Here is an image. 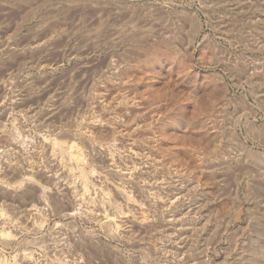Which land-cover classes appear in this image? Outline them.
Segmentation results:
<instances>
[{
	"label": "rangeland",
	"instance_id": "374dc122",
	"mask_svg": "<svg viewBox=\"0 0 264 264\" xmlns=\"http://www.w3.org/2000/svg\"><path fill=\"white\" fill-rule=\"evenodd\" d=\"M0 264H264V0H0Z\"/></svg>",
	"mask_w": 264,
	"mask_h": 264
},
{
	"label": "bare ground",
	"instance_id": "6f19581e",
	"mask_svg": "<svg viewBox=\"0 0 264 264\" xmlns=\"http://www.w3.org/2000/svg\"><path fill=\"white\" fill-rule=\"evenodd\" d=\"M56 144L59 146V148H56L55 147L57 150L60 149V152L62 154L65 153V152H67L68 153V156H69V159L71 161L75 162L74 164L77 163V165H76L78 167V170L77 171L79 173V176L82 178V180L84 182V192H83L82 197H81V199L82 198L84 199L87 195H90L89 183H90L91 177L93 176V173H92L93 171H90V170L86 169L87 167L85 166L84 156L80 152L79 148L77 147V145L75 143H71L67 147L60 146L58 141H55V144L54 145L56 146ZM54 155H55V157H58V153L56 152V150L54 152ZM62 156L64 157V155H62ZM61 161H62V159H61ZM71 171H72V169H71ZM74 174H76V172ZM29 177H28V179H29ZM124 191L125 190L118 189V193L119 194L127 196ZM133 203H132V205H133ZM118 214H119V212H118ZM102 219L105 220L107 222V224H110V225L111 224H114V223H117V221H118L115 214H109V213L103 214L102 215ZM145 222H147V221H145Z\"/></svg>",
	"mask_w": 264,
	"mask_h": 264
}]
</instances>
